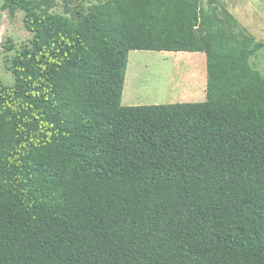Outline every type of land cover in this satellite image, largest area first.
Returning <instances> with one entry per match:
<instances>
[{
	"label": "trees",
	"instance_id": "1",
	"mask_svg": "<svg viewBox=\"0 0 264 264\" xmlns=\"http://www.w3.org/2000/svg\"><path fill=\"white\" fill-rule=\"evenodd\" d=\"M24 11L0 82V264H264V46L222 0ZM206 55V99L123 105L131 51Z\"/></svg>",
	"mask_w": 264,
	"mask_h": 264
},
{
	"label": "rangeland",
	"instance_id": "2",
	"mask_svg": "<svg viewBox=\"0 0 264 264\" xmlns=\"http://www.w3.org/2000/svg\"><path fill=\"white\" fill-rule=\"evenodd\" d=\"M105 0H33L39 12L61 14L77 23L87 9ZM207 7L209 0H202ZM240 25L255 37V43L264 41V0H222ZM0 0V82L12 86L15 77L11 70L16 52L31 46L33 34L24 26V11L11 17L2 10ZM167 51H131L123 91L122 104H168L198 102L206 99L207 66L203 52L167 54ZM251 66L264 77V46L250 57Z\"/></svg>",
	"mask_w": 264,
	"mask_h": 264
},
{
	"label": "crops",
	"instance_id": "3",
	"mask_svg": "<svg viewBox=\"0 0 264 264\" xmlns=\"http://www.w3.org/2000/svg\"><path fill=\"white\" fill-rule=\"evenodd\" d=\"M206 75H207V74H206ZM122 98H123V97H122ZM126 98H127V99H126L127 105H130V104L133 103V99H132V97L127 96Z\"/></svg>",
	"mask_w": 264,
	"mask_h": 264
}]
</instances>
